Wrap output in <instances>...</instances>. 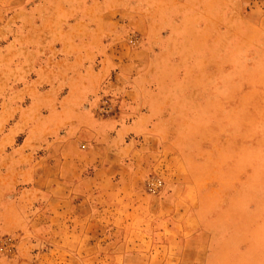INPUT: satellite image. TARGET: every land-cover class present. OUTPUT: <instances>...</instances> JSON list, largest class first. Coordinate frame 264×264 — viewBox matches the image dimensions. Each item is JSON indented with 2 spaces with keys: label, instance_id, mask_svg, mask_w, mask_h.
Masks as SVG:
<instances>
[{
  "label": "rangeland",
  "instance_id": "374dc122",
  "mask_svg": "<svg viewBox=\"0 0 264 264\" xmlns=\"http://www.w3.org/2000/svg\"><path fill=\"white\" fill-rule=\"evenodd\" d=\"M118 179L132 211L187 189L197 264H264V0H0V264L162 263L75 233Z\"/></svg>",
  "mask_w": 264,
  "mask_h": 264
},
{
  "label": "crops",
  "instance_id": "0c3cea01",
  "mask_svg": "<svg viewBox=\"0 0 264 264\" xmlns=\"http://www.w3.org/2000/svg\"><path fill=\"white\" fill-rule=\"evenodd\" d=\"M68 111L65 114L68 116ZM62 112L58 113L61 114ZM89 121V120H88ZM92 124V128L99 129L103 124L100 121H89ZM110 124V123H108ZM108 126V125H104ZM89 127H91L89 125ZM118 129V128H117ZM125 127L121 126L118 130V137H123ZM95 136V134H93ZM100 135V134H99ZM127 146L131 145V140L126 142ZM95 178V176H93ZM99 181V180H98ZM89 185L94 184L96 179H90L87 181ZM100 182V181H99ZM97 182V183H99ZM109 186L105 190L100 186V196L98 197V201L95 199H86L82 202L85 203L84 207H87L86 214H82L76 217V220L81 219L85 222V227L74 228L76 229L77 234L82 235L83 244L87 247V250L93 248V246L102 247V238L103 236H111L114 235L117 237L115 246L123 247L126 249V252H136V254H131L130 257H134V255L141 257L143 247L141 248V243L137 241H133L132 237L135 234H139L140 232L146 235H149L151 238L155 240V243L162 242L161 247L162 251L166 252L165 258H162V263H153L151 260V254L149 257V262L147 263H136V264H197V210L193 212L186 211V203L189 202L187 197V189L185 192H181L178 197H175V193L177 191L170 192L169 196H166L165 200L161 202L162 206L169 205L170 202L176 201L175 204L171 206L173 211L165 212L163 210L157 211L155 213H150V211L146 210H127L126 208L131 204H134V199L125 200L123 196V190L127 188L123 180H115L108 183ZM76 186L73 185V188ZM169 189V188H168ZM67 196L66 201H69ZM188 198V199H187ZM99 204V205H98ZM121 204L122 207H121ZM136 209L140 207H145V205H135ZM93 209H97V211H93ZM102 209V210H100ZM145 209V208H144ZM185 209V210H184ZM176 210V211H175ZM184 210V212H182ZM148 212L147 214H144ZM42 216V215H41ZM43 216H47V213H43ZM69 215L65 212H52L49 213L48 218L51 221H56L60 219L72 220L73 215ZM177 218L180 220L177 226H173L170 228L171 220ZM151 221L149 227L138 228L136 227L137 222L135 221ZM120 224L122 227L119 228ZM88 225V226H87ZM91 225H95L98 229H92ZM65 229H55L53 226L49 227L50 236H62L67 233H70V229L66 228V224H64ZM99 237V242L97 244H89L91 240V236ZM125 236L124 241L122 238L119 240V237ZM157 236H162L161 240H156ZM177 236V239L174 237ZM127 237V238H126ZM131 237V239H129ZM87 238V241L85 239ZM130 246H132L130 249ZM166 249V250H165ZM63 251V248H59L55 243L50 248V251ZM178 253L177 263H171L170 253L173 252ZM192 252L193 258L191 260L185 259L186 253ZM129 253H126V255ZM118 257V256H117ZM122 257V256H121ZM173 259V258H172ZM121 264H133V263H121Z\"/></svg>",
  "mask_w": 264,
  "mask_h": 264
}]
</instances>
